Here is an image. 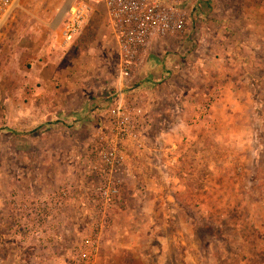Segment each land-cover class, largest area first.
Here are the masks:
<instances>
[{
    "label": "rangeland",
    "instance_id": "obj_1",
    "mask_svg": "<svg viewBox=\"0 0 264 264\" xmlns=\"http://www.w3.org/2000/svg\"><path fill=\"white\" fill-rule=\"evenodd\" d=\"M70 1L21 0L19 9L1 31L0 193H17L22 191V186L30 190V184L19 185V182L32 183L40 177L44 181H53L57 176H64V180L74 178L81 184L84 177L90 176L91 183H97L99 176L95 175L96 165L90 156V147L100 133L109 134L107 110L110 99H115L122 90L128 110L142 116L146 146L154 144L150 137L151 127L166 128L168 123H177L178 116L185 118L189 111L197 115L192 125L202 122L204 131L196 141L178 143L175 153L166 154L169 164L176 161L178 167L174 163L163 173L168 180L171 176L181 179L183 192L173 194L174 200L168 202L173 206L158 201L159 210L147 205L146 199L124 198V191L126 195L131 193L124 184L129 178L124 168L115 177L118 182L122 181L125 200L107 217L95 210L91 199L86 201L85 209L78 203H71L65 207L66 215L61 209L47 213L39 222L34 209H30L28 217L39 224H50L62 211L64 219L59 217L62 223L72 224L75 228L68 234L66 243L69 245L58 249L59 257L63 256L58 264H83L81 257L84 254L89 256L90 264H264V82L249 80L248 92L256 100L250 109L244 110L247 119L242 124L235 125L231 133L219 128L213 130L217 120L213 122L210 117L218 106L217 96L194 103L190 110L182 107L175 98L168 99L165 84L188 82L192 79L188 73L181 80L182 73L171 77L172 72L164 70L162 75L167 73L165 79L162 80L161 75V81L155 82L158 85L145 87L144 93L132 90L139 82L134 78L138 72L134 73L127 88L117 85V47L107 32L105 10L99 1L90 0L92 12L81 30L83 33L74 42L65 43L60 23ZM249 1L199 0L198 18L189 27L191 33L186 34L191 36L185 42L181 37L183 44L179 46L184 49L183 53L186 52L184 55L199 53V49L208 46H216L213 51L217 47L226 51L222 48L224 42L229 47L234 42L235 47L243 50V43L248 42L243 35L264 34V21L247 24L248 30L241 32L244 13L252 12L246 7ZM234 35L241 37L234 38ZM213 37L217 39L213 40ZM175 39L179 40V37ZM251 43L257 47L259 40ZM172 44L171 49L177 48V43ZM259 52L264 61V46ZM161 56L157 53L150 62H159ZM257 61L258 56H255L250 70L254 79L259 78L260 69H264V62L261 61V66ZM227 68L219 79L220 86L224 81L221 79L233 77L230 71L233 67L228 64ZM142 73V77L146 76ZM157 77L160 79V74ZM9 104L14 117L8 124ZM21 106L27 110L36 108L41 111L40 116L35 120L34 114L29 112L30 119H20ZM133 154H128L126 163L131 164L130 160L135 158ZM140 159L146 161L145 157ZM159 187L166 194L173 185L159 184ZM51 190L49 187L47 192ZM129 207H135L131 215L125 210ZM132 216L137 220L139 230L135 251L126 249L134 239L124 238L125 235L116 242L118 253L108 254L107 249L101 252L102 239L110 234L114 225L127 226ZM8 243L4 250L0 248V258L5 256L7 264H40L32 259L34 249L31 247L12 245L9 240ZM43 255H49L47 249H43ZM101 256L110 258L104 263Z\"/></svg>",
    "mask_w": 264,
    "mask_h": 264
},
{
    "label": "crops",
    "instance_id": "obj_2",
    "mask_svg": "<svg viewBox=\"0 0 264 264\" xmlns=\"http://www.w3.org/2000/svg\"><path fill=\"white\" fill-rule=\"evenodd\" d=\"M246 7L251 9L252 12H245L243 15L245 22L242 21V24L244 25V31L242 30V33L245 32V30H248L245 28L247 24H257L264 21V0H250L246 4ZM189 27L192 26L188 25L185 31V35L181 36L182 38H184V42L186 38L191 36L186 35L187 32L191 33ZM201 36L205 37L204 35ZM237 36L239 38L241 37L240 35H234V38H237ZM243 36L244 38H246L244 40L248 41L247 44L243 43V50H240L239 48L235 47L234 42L230 43V47L227 43L224 42L225 47L222 48L226 51L221 50V48L219 47H217V49L213 51V48H216V46H208L203 48L202 50L199 49L201 52H197L196 54H193L192 52L188 54V56L184 55L186 52L183 53L184 49H182V46H179L180 44H183L181 37H179V40L175 38L169 39L160 47H158L159 49L157 53H159L160 56L162 54V58L160 59V61L157 63L149 62L146 66H144L142 70L138 71L137 75L134 78L135 80H139V82L135 84L132 90L133 92L141 91L142 93H144L146 92L144 90L145 87L148 88L157 86L158 84L155 85V82L156 80L157 82L161 81V75L164 70H169L170 72H172L171 77H177V74L182 73L181 76L183 77L181 78V80L188 73V76L192 77V79H189L188 82L180 84H177L175 82H169L168 86L165 84L168 80H166V82L163 81V83L165 84L164 87H166L168 90V99L175 98L181 103L182 107L186 106L188 107L187 109H193L194 103H199L200 100H206V98L216 99L218 97V106L217 108H214V111L212 112V115L210 117L211 121L213 122L215 121V119L217 120L216 123H214L213 125V130H215V128H219V130H226V133H231L235 125L237 126L238 123L242 124L241 122L247 119V116H245L244 114V110L250 109L249 107H251V105H253L256 100L255 97L251 95V92H248V89H250L249 80L259 83L264 82V69H260L261 71H259V78L256 77V79H254L255 77L253 78L250 73L251 68L254 66L252 62L254 61L255 56H258V64L263 66V63H261L262 60L259 57L261 55L259 52V48L261 49L264 46V34L259 33L255 35ZM212 39L215 40L217 38L213 37ZM255 39L259 40L257 46L258 48L256 46H253L251 43V41H254ZM106 42L109 44L108 37L106 38ZM172 43H177V48L171 49L173 45ZM241 52L243 55L241 54ZM178 55L182 58L180 59ZM164 57L166 59H164ZM228 64L233 67V69L230 70L233 72V77H224L223 79H221L222 81H224L220 86L218 85L219 79L221 78L222 73L225 70H228ZM146 67H148V69H145ZM34 69L36 70L35 67ZM142 72H144L146 76L142 77ZM159 74L160 79H157L159 77H157V75ZM166 75H162V80L165 79ZM146 81H150V83ZM220 88H222L223 90L220 91ZM169 91L172 92L171 96H169ZM147 94L149 95V92H147ZM117 98L124 99V91L119 90L115 99ZM25 99H29V101L33 102V100L30 98ZM115 99H110V102ZM156 101L158 102L157 99ZM153 103L154 102H152V104ZM7 108V120L9 124L12 121L14 115L11 112L12 109L10 104ZM26 108L29 107L26 106ZM216 109H221V111H217ZM19 110L20 119L25 118V120L30 119L32 117L28 115L29 112L34 114L33 117L36 118L35 120H37V117L40 116L39 112H41L38 111L36 108H30L27 110L22 106L19 107ZM187 113L189 115L185 116V118H181V116H178V118H176L177 123H168L166 128L165 126H162L160 128H157L155 126L151 127L152 132L150 137H152V139L154 140V144H149L147 146L142 145L140 149L133 148L125 150L127 155L134 153L133 156L135 158L130 160L132 165L127 162L125 166V171L127 172L126 174L129 178L127 177L128 181L127 183L125 181L124 184L126 185L127 190L131 193H129L128 196L126 195V191H124V198L127 197L130 200L136 199L137 201L139 199H146L148 200L146 202L148 203L147 205L154 206L153 209H158V201H162L167 205L168 202L174 200L173 194L179 195V193L183 192L181 191L183 190V188H181L180 186L183 183L182 180L179 178H175L174 176H171V178L168 180L163 172L164 170H168L170 166L174 165V163L176 167H178L176 161H173L174 163L169 164L168 160L166 159L167 152L175 153L176 151L174 149L176 148V144L181 142L196 141L199 137V134L204 131L202 122L198 121L195 125H192V120L197 115H195V113H191L190 111ZM86 116L88 118V113H86ZM41 119L42 118H40L39 120ZM39 120L33 122V124H37ZM188 122L189 125H187ZM9 128L11 129L10 126ZM234 135L236 134L234 133ZM143 157H145V162H142V160L140 159ZM57 164L58 161L56 162V165ZM125 171H123V173ZM48 178L49 177H47V179ZM64 178V176H57L54 178L53 181H44V178L40 177V181L37 180L32 183H29V181H20L19 185H22L24 183L30 184V190H27V187L23 188L22 186L21 189L19 188L22 191H18L17 193H0V248L2 250H4V248L8 246L9 240L11 243H13L12 245L18 244L19 246H22L24 248L31 247L32 249H34L32 259H35L37 263L42 264L43 262L44 264L48 261L50 262V264L60 263V260L63 259V256L59 257L58 249L62 246L67 247L69 245L68 243H66L69 240L68 234L72 233L75 228L72 226V224L62 223L61 218H59L61 216L62 219H64V215L62 216V211L60 212L61 214L59 215V217L53 218L51 216L53 219L50 224L44 222L43 224H39L35 222L31 217H28V214L30 215V209H32V207L30 206L35 205L36 202L42 200L49 187H51L52 189H56L59 186L67 185L71 180L74 185L75 194L77 196L81 194V184L79 183L78 179L74 181V178L69 179L68 177L65 180ZM167 183L171 187L173 185V188L168 189L167 193L165 194L163 193L161 187H159L158 189V186L159 184L162 185ZM138 185L140 187L137 190ZM176 186L178 187L177 189H175ZM28 191L31 192L29 193ZM74 202L78 204L80 203L79 201ZM168 204L170 206H173L170 203ZM130 207L125 210L127 212H131V215L132 212H134L135 207ZM67 211L68 210L64 209L63 212L65 215L67 214ZM47 213L49 212L43 213L42 216L47 215ZM66 222L68 223L67 219ZM138 232V223L134 216L130 218L129 224L127 226L114 225L110 234L106 233L107 235L102 239L101 252L104 251V249H107L109 250L107 251L108 254H110L111 252L118 253V244L116 242H118L117 240H119V238H122L121 236L125 235L126 236L124 238L128 236L131 240L134 239V243L126 247V249H129L131 252H134V246H136V244L139 242L136 241V236H138ZM43 249H47L49 255H43ZM136 255L135 257H133L134 261L136 260ZM24 258L26 260V256H24ZM108 258L110 257H105V259L104 257H102L100 259H104V263H106ZM28 261L31 262V260ZM0 264H7V259L5 256H2V258H0Z\"/></svg>",
    "mask_w": 264,
    "mask_h": 264
},
{
    "label": "built area",
    "instance_id": "obj_3",
    "mask_svg": "<svg viewBox=\"0 0 264 264\" xmlns=\"http://www.w3.org/2000/svg\"><path fill=\"white\" fill-rule=\"evenodd\" d=\"M20 1L0 0V34L19 9ZM97 1L104 7L106 29L117 47V85L123 88H127L134 73L142 70L157 54L158 47L168 39L185 35L188 25L198 18L199 0ZM91 12L90 0L70 1L60 23L65 43L74 42L80 35ZM107 115L109 134L100 133L90 147V156L96 165L95 175L99 176L97 183H91L90 176L84 177L79 196L74 192L73 182L46 192L42 200L30 206L34 209L37 222L42 219L43 213L60 211L74 201H79L80 208L85 209L86 201L93 200L95 210L103 217L121 204V182L115 176L125 168L128 157L125 150L140 149L144 145L146 127L142 116L128 110L123 98L110 102ZM100 228H103L102 224ZM79 252H76L77 255ZM83 256V264H90L89 256Z\"/></svg>",
    "mask_w": 264,
    "mask_h": 264
},
{
    "label": "trees",
    "instance_id": "obj_4",
    "mask_svg": "<svg viewBox=\"0 0 264 264\" xmlns=\"http://www.w3.org/2000/svg\"><path fill=\"white\" fill-rule=\"evenodd\" d=\"M122 200H125V199L123 198V194H122Z\"/></svg>",
    "mask_w": 264,
    "mask_h": 264
}]
</instances>
